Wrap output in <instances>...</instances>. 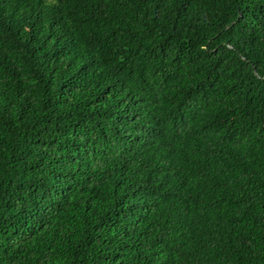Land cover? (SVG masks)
<instances>
[{"label":"trees","instance_id":"1","mask_svg":"<svg viewBox=\"0 0 264 264\" xmlns=\"http://www.w3.org/2000/svg\"><path fill=\"white\" fill-rule=\"evenodd\" d=\"M0 264H264V0H0Z\"/></svg>","mask_w":264,"mask_h":264}]
</instances>
